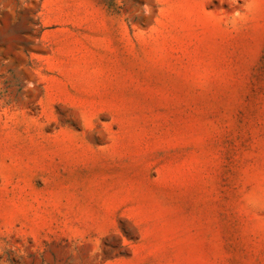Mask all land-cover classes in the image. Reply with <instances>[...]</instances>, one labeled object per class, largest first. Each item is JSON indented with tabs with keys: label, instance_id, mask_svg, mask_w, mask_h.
Instances as JSON below:
<instances>
[{
	"label": "rangeland",
	"instance_id": "1",
	"mask_svg": "<svg viewBox=\"0 0 264 264\" xmlns=\"http://www.w3.org/2000/svg\"><path fill=\"white\" fill-rule=\"evenodd\" d=\"M0 264H264V0H0Z\"/></svg>",
	"mask_w": 264,
	"mask_h": 264
}]
</instances>
